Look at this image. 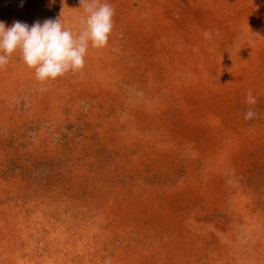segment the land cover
<instances>
[{
	"label": "rangeland",
	"instance_id": "1",
	"mask_svg": "<svg viewBox=\"0 0 264 264\" xmlns=\"http://www.w3.org/2000/svg\"><path fill=\"white\" fill-rule=\"evenodd\" d=\"M107 2L82 72L0 70V264H264V0ZM62 12L78 35L80 0H0Z\"/></svg>",
	"mask_w": 264,
	"mask_h": 264
},
{
	"label": "clouds",
	"instance_id": "2",
	"mask_svg": "<svg viewBox=\"0 0 264 264\" xmlns=\"http://www.w3.org/2000/svg\"><path fill=\"white\" fill-rule=\"evenodd\" d=\"M81 7L87 13L82 22L85 28L74 35L66 29L61 17L48 18L32 25L19 20L11 26L0 21V70L10 62L11 57L19 55L24 63L35 70L37 81L44 83L63 77L69 72H82L89 43L93 48H104L108 45L113 31L115 9L107 0H80ZM210 38V33H205ZM256 98L251 91L247 94L246 103L255 105ZM257 116L251 107L245 113V119ZM105 264H111L110 259Z\"/></svg>",
	"mask_w": 264,
	"mask_h": 264
}]
</instances>
